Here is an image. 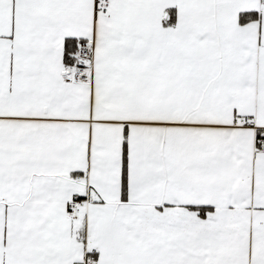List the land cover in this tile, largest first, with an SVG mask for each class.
Returning a JSON list of instances; mask_svg holds the SVG:
<instances>
[{
	"label": "snow or ice",
	"instance_id": "obj_1",
	"mask_svg": "<svg viewBox=\"0 0 264 264\" xmlns=\"http://www.w3.org/2000/svg\"><path fill=\"white\" fill-rule=\"evenodd\" d=\"M0 264H264V0H0Z\"/></svg>",
	"mask_w": 264,
	"mask_h": 264
}]
</instances>
